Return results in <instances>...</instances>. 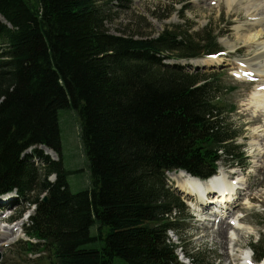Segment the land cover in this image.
I'll list each match as a JSON object with an SVG mask.
<instances>
[{
    "label": "trees",
    "instance_id": "obj_1",
    "mask_svg": "<svg viewBox=\"0 0 264 264\" xmlns=\"http://www.w3.org/2000/svg\"><path fill=\"white\" fill-rule=\"evenodd\" d=\"M0 17V197L15 192L36 207L29 241L12 249L52 264H184L178 250L208 264L185 249L189 208L166 173L206 180L219 162L246 159L218 79L176 63L222 53V34L187 23L157 37L113 35L99 0H0ZM64 108L79 116L91 175L76 193L63 164ZM251 250L264 259L263 246Z\"/></svg>",
    "mask_w": 264,
    "mask_h": 264
},
{
    "label": "rangeland",
    "instance_id": "obj_2",
    "mask_svg": "<svg viewBox=\"0 0 264 264\" xmlns=\"http://www.w3.org/2000/svg\"><path fill=\"white\" fill-rule=\"evenodd\" d=\"M99 1L106 8V27L113 35L144 34L157 37L166 28L185 29L187 23L194 25L193 32L212 24L215 31L222 34L218 42L223 53L189 61L187 70L194 71L198 68L205 71L208 78H215L220 82L223 95L218 102L223 108L229 129L237 130L241 135L239 144L244 148L246 159L240 161L239 166H229L224 161L218 165V170H222L223 181L235 183L238 190L228 199L232 204L229 210L222 207L217 209L220 214L213 213L210 209H203V204L200 205L196 198L180 192L189 207L190 217L186 223L188 231L183 235V243L188 253H201L208 264H246V257L252 255L249 248L251 243L256 242L258 247H264V112L256 106L254 100L257 95L253 96L252 93L256 92L260 82H254L258 78L242 66L244 61L255 56L249 55L246 47H240L239 53L232 54L228 43L237 42V27L247 22L252 23L254 17L247 16L251 8L257 10V14L264 12V0H240L241 2L235 3V11H230L228 6V2L234 0H221V3L219 0H134L129 8H124L123 3L116 0ZM263 16L264 14L260 15ZM3 21L5 22L4 18L0 17V23ZM179 63L188 64L186 60ZM71 111L75 110H59V120L63 164L70 172L69 188L76 193L89 188L91 175L80 141V119L78 114L75 118L76 114ZM53 156H50L52 160L57 161L59 156ZM53 177L49 179L51 182H55ZM168 184L177 188L176 182L169 176ZM207 194L210 196L209 201L217 198L214 193ZM33 213L34 206L29 207L27 201L19 200L16 195L0 200V233L6 234L7 239L0 243V264H52L44 254L28 255L12 249L19 241L28 240L24 234V224L28 222L27 215ZM7 218H11L14 224H6ZM215 218L216 222L213 221ZM222 226H229L226 234L221 233L216 237V232ZM13 227L14 232H9ZM17 228L21 229L19 233L15 232ZM169 236L172 242L179 243L173 233H169ZM178 255L182 263H189L180 250ZM115 264H124V261L117 258Z\"/></svg>",
    "mask_w": 264,
    "mask_h": 264
},
{
    "label": "bare ground",
    "instance_id": "obj_3",
    "mask_svg": "<svg viewBox=\"0 0 264 264\" xmlns=\"http://www.w3.org/2000/svg\"><path fill=\"white\" fill-rule=\"evenodd\" d=\"M220 1L221 0H219V2ZM238 1H240V0H234V1L228 2V6H229L230 11H235L234 7L236 6ZM241 1H243V0H241ZM256 11L257 10H254L253 8H251L248 11L247 16L254 17V19L252 20V23L247 22L245 25L239 26L236 28L237 29L236 30L237 42L236 43H228V48L230 49V53L237 54V53H239L240 47H246L247 50L250 52L248 54L249 55L253 54V56H255V57L252 56L253 58H251L250 60L244 61L242 66H245V68H247L251 72H253L254 73L253 75H255V77L258 78L257 80L255 79L254 82H256V83L260 82V85H259L258 89L256 90V92H252V93H253V96L257 95L255 100H254L256 106L258 108H261L264 112V16L260 17V15L264 14V12L260 11L257 14ZM251 97H252V95H251ZM256 122H258V121L256 120ZM253 154L255 155V151ZM257 156H258V154H257ZM221 173H222V170L220 169V170H218V173L215 176H213V178H211L205 182H200L198 179L191 177L189 175H186L184 173H180V172L179 173H168V176L173 181L176 182V184H177L176 190L178 192L186 193L187 195H189L193 198H196L200 205H202V202L205 201V203L203 204V209H209L208 204H209L210 196L209 195L205 196V195H207V193H214L215 195H217V198L219 196V199H218L219 201H224V200L229 201L228 199L233 195V192L238 191L235 187V183L223 181V179L221 178ZM215 190L218 191V194H217V192H215ZM212 197H214V196H212ZM227 201L225 202V204L227 203ZM230 204H231V202H230ZM230 207L231 206L227 207V210H229ZM211 219H213V218L211 217ZM216 221H217V218H216L215 222ZM228 228H229V226L220 227L218 229V231L216 232V237H218V235L221 233L226 234ZM20 231H21L20 228L15 229L16 233H19ZM9 232H14V227ZM9 232H7V235L9 234ZM6 241H7L6 234L0 233V243L6 242ZM216 244L223 247L222 244H218V243H216ZM226 255H227V253H226Z\"/></svg>",
    "mask_w": 264,
    "mask_h": 264
},
{
    "label": "water",
    "instance_id": "obj_4",
    "mask_svg": "<svg viewBox=\"0 0 264 264\" xmlns=\"http://www.w3.org/2000/svg\"><path fill=\"white\" fill-rule=\"evenodd\" d=\"M48 154V153H47ZM54 155H56V154H54ZM183 173H185V172H183ZM10 197V194H8V195H3V196H1L0 198H2V199H5V198H9ZM44 201H47V197L45 196L44 197ZM1 259H2V255H1V253H0V261H1Z\"/></svg>",
    "mask_w": 264,
    "mask_h": 264
}]
</instances>
